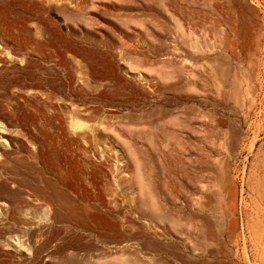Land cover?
Returning <instances> with one entry per match:
<instances>
[{
	"label": "rangeland",
	"instance_id": "374dc122",
	"mask_svg": "<svg viewBox=\"0 0 264 264\" xmlns=\"http://www.w3.org/2000/svg\"><path fill=\"white\" fill-rule=\"evenodd\" d=\"M0 111V264H264V0H0Z\"/></svg>",
	"mask_w": 264,
	"mask_h": 264
},
{
	"label": "bare ground",
	"instance_id": "6f19581e",
	"mask_svg": "<svg viewBox=\"0 0 264 264\" xmlns=\"http://www.w3.org/2000/svg\"><path fill=\"white\" fill-rule=\"evenodd\" d=\"M50 26L47 25L43 27L44 33L47 32L48 28ZM8 67L3 66L2 69H7ZM18 89V88H17ZM16 89V90H17ZM13 90V88H12ZM17 96L19 99L23 100L25 103H28L30 99L37 100L38 93L35 92L31 86L28 84H25V86L21 87V91L17 93ZM16 105H18V101H15ZM0 117L3 119V122L8 126L15 127L17 123V115L15 112L11 113H4L0 111ZM0 124H3L0 122ZM5 126V125H3ZM11 131V130H10ZM15 133V132H14ZM18 134V133H17ZM16 134V135H17ZM19 135V134H18ZM17 135V136H18ZM238 136V133L235 130V138ZM23 137V136H20ZM5 138V137H3ZM29 143V142H28ZM19 148L20 150L25 149V144L21 141H19ZM3 158L0 159V202H3L4 205H6L7 212H6V220L13 219L15 216L16 211H23V206L18 203L17 200V195L19 189H13L11 187V183L13 184H18V187L25 186V183L27 180L23 177V169L26 168L30 170L33 174L35 175H45V171L48 168L47 165V158L44 156L43 153H40V155L36 156V161L37 163L33 165H26L22 162H19L18 159H15L12 156V153H2ZM40 164V166H38ZM40 168V169H39ZM45 170V171H44ZM44 178V177H43ZM221 178V175H220ZM44 188H47V190H42L40 193V200L44 201L43 203H49L48 206L50 208V219H64L68 216L69 210L64 209L61 207L63 204H68L69 202V197L67 194L61 193L59 190H53L52 187L49 185V183L46 181ZM233 198L231 196L229 202H228V208L233 206ZM46 205V207L48 208ZM215 210L219 213H221V201L220 197L217 198L216 205H215ZM31 224V223H28ZM31 226V225H30ZM220 228V232L223 228V222L218 224ZM214 234V233H213ZM222 235V232H221ZM210 237H214V241L221 243V236L218 234H214V236L210 235ZM209 239H207L208 241ZM217 244V245H218ZM209 246V245H208ZM211 246V245H210ZM204 252H209L213 253L209 249H206ZM37 259V256H36Z\"/></svg>",
	"mask_w": 264,
	"mask_h": 264
}]
</instances>
